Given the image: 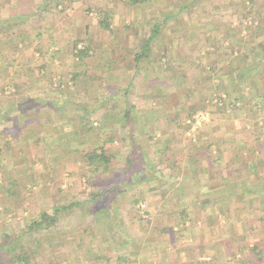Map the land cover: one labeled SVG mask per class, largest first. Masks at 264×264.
I'll use <instances>...</instances> for the list:
<instances>
[{
	"label": "rangeland",
	"instance_id": "1",
	"mask_svg": "<svg viewBox=\"0 0 264 264\" xmlns=\"http://www.w3.org/2000/svg\"><path fill=\"white\" fill-rule=\"evenodd\" d=\"M51 1L49 11L54 10L51 8L54 7L56 0ZM249 1L150 0L148 3L135 6L126 5L122 0H111L109 5L113 9L103 10L101 6L97 8L88 6L89 9L86 6H75L78 7L75 9L74 3L65 0L63 6L59 4L56 7L57 12L47 11L46 15L49 19L58 17L61 23L66 24L68 14L76 11L73 15L79 16L80 18L77 19H82V24L76 21L75 27L69 34L66 31L58 34L60 41L68 38V44H58L48 40L46 42V35L42 39L43 42L41 39H36V33L43 31L45 34V28L39 27V24L46 18L43 17L42 12L39 16L31 14L37 6L36 0L21 2L19 5L21 11L16 5L13 8H4L6 15L13 16L25 12L21 20H18L20 23L14 28L18 33H12L10 29L7 32L13 39H16L14 34L17 36L21 33L25 35L26 41L15 44L19 55L16 53L14 58L11 55L14 51L9 49L13 44L8 46L7 43L0 41L1 89L8 90L6 87L13 80L11 76L8 82V70L12 73L15 67L30 68L29 70L35 75L45 69L46 65L53 69L56 67L55 61L59 60L58 67L62 70L68 69L66 73L71 74L64 80L67 89L74 88V84L88 85V81L91 80L92 86L96 87L97 91L81 93V100H86L88 105L84 110L88 111L87 107L92 106H95V109L92 108L93 110L87 113V120L84 118L85 122L81 126L82 130L87 128L86 125H90L88 132L92 133L86 134L85 140H82L78 147L80 149L78 154L74 155L79 162H68L58 172V180L54 178L49 184L46 182L44 184V180L32 187L21 186V181L12 184L13 186L7 183L10 192L7 191L6 194L4 185L0 186L2 187L0 188V233L17 234L30 220L37 218L42 210L51 212V207L58 202L57 198L84 200L90 199L91 193H96L95 197L105 201L99 204L97 209L91 208V205L98 199L61 214L58 224L61 235L51 236L52 241L56 239L63 243L57 250L54 264H67V261L71 264H83L82 254L87 261L91 259L86 264H190L194 256L200 261L197 250L191 249L192 246L198 247L200 242L197 240L200 236L199 228L198 233L191 237V228L196 223L194 222L191 227V220L187 219L183 230L177 228L181 207L187 208L191 215L194 209H190L191 205L185 201L182 203L186 198H182L176 204L169 198L170 190H174L175 186L180 192L182 185H179L181 174L174 176L172 172L175 171V162L172 164L165 153L151 154L150 149H153L151 144L147 143L148 148L142 150L141 142L135 138V133L133 141L130 138L131 145L129 140L122 141L119 138L122 135L121 131L126 133L127 137L129 134L126 126L118 122V116L123 106H127L126 100L130 103L131 122L134 125L137 111L141 114L144 108L151 107L154 113H150L151 124L146 130H149L151 137L157 139L160 138L159 133L165 134L161 138L163 140L168 139L169 134L166 132L171 128L168 131L173 133V140L182 141L192 138L195 141L192 140L191 143H201L204 139V142H207L206 134L213 133L208 127L215 128L216 123L218 125L221 123L223 131L233 130L242 124L247 129V137L255 122L257 131L264 135V0H253L251 3ZM176 11L179 13L165 18L166 13ZM0 15L2 19H6L2 13ZM102 19L112 27L109 26L107 29L100 25L99 21ZM259 19H261L260 27L256 26ZM24 20H27L26 23ZM156 22L159 23L160 28L149 43L148 54L135 58V55L140 53L144 41L150 37L151 27ZM12 23L13 20L9 19L6 25L2 22L0 28L12 27ZM83 23L87 24L86 32L80 27ZM124 29L129 33L125 31L123 34ZM83 32L88 36L84 37ZM128 36L131 37L132 46L138 52H135L133 57L134 64L131 65L133 62L128 59L131 71L117 79L115 78L117 76L111 77L105 73L103 66L111 62L120 64L125 59L128 53L117 57L110 53L109 48L113 45L115 48H120ZM111 37L115 43H110L111 45L104 50L105 44L102 41L110 40ZM121 37L125 40H121ZM224 37L226 41H223V49L215 51L214 45L217 39L223 40L221 38ZM228 42H231L233 49H236L234 53H230L231 48L224 49ZM84 46L89 48V57L92 56L91 51L94 56L96 55L95 59L98 63L89 67L93 72L95 70V73L79 81L78 75L74 76V69L80 63L76 52ZM237 48L244 54H238ZM26 53L29 55L27 63L23 60L24 57L20 58ZM49 55L52 57L51 62L47 58ZM244 56L246 58H243ZM261 58L262 60L258 61ZM106 59H110L111 62L106 63ZM9 63L10 69L7 67ZM245 66L250 67V70L244 74L242 87L238 76L240 71L244 73L245 70L242 68ZM154 69L157 72L159 70V73H152ZM3 93L1 104L9 103L11 93L7 91ZM53 97H56V94L49 93V99L53 100ZM74 100L76 99H68V103ZM86 111L81 114L85 115ZM200 112H208L209 119L193 129L191 124V129L187 128L189 131H186L189 120L195 119ZM143 113L145 115V112ZM192 122L194 123V120H191ZM48 142L52 143L51 139ZM132 142L135 144V154L128 156ZM98 146H101L105 155L111 158V162L102 172L93 174L89 172L84 154L97 149ZM69 157L71 158V155ZM136 168L137 172H135ZM128 172H130L129 177H125ZM116 184L120 192L117 202L112 203L108 187ZM103 193L106 194V199ZM98 194H102L101 197ZM42 196L48 200L47 203L43 204L39 199ZM135 199H138V202H135ZM164 212L168 214L164 215ZM247 220L245 223L243 221L234 223L233 231L241 234L234 239L231 238L235 245L246 242L250 247L258 243V239L264 240V217L253 214ZM65 230L67 234L63 235ZM104 233L108 239L105 244L101 242ZM226 237L228 238L227 235L225 239ZM226 244L225 242L223 245L224 252L219 256V263L225 264L228 261L229 264H237L236 259L240 256L236 254L234 259L226 256L225 252L228 251ZM105 245L106 248L103 247ZM109 245H111L110 249ZM97 249L100 251V256ZM249 252L247 246L245 253ZM96 256L99 259L95 258ZM43 263L46 264V260ZM245 264L257 263L249 261Z\"/></svg>",
	"mask_w": 264,
	"mask_h": 264
},
{
	"label": "crops",
	"instance_id": "2",
	"mask_svg": "<svg viewBox=\"0 0 264 264\" xmlns=\"http://www.w3.org/2000/svg\"><path fill=\"white\" fill-rule=\"evenodd\" d=\"M69 1L74 3V7L86 6L89 9L90 7L88 6L94 8L101 6L103 10L113 9L109 5L111 4L109 2L111 0H101L100 2L98 0ZM21 2L22 0H0V13L7 19H2V15H0V24L2 22L5 23V21L7 22L9 19L14 20L13 23L17 22L16 18H11L12 15L5 14V9L13 8L16 5L17 9L19 7L21 11L19 6ZM75 3L78 4L75 5ZM36 4L41 6L43 17L46 16L45 20L39 24V27L45 28V34L42 31L41 36L36 37V39H41V42H43L42 39L46 35V42L48 40V42L68 44L69 39L65 38L63 41H60L58 34L65 31L69 34L73 27H75L76 21L82 24V19H77L80 17L73 15V12L76 11H72L70 15L68 14V22L63 24L59 21L58 17L54 19L47 18L46 13L49 10L47 5L51 4V0H36ZM77 8L75 7V9ZM26 21L24 20V23ZM109 26L110 28L112 27L111 24ZM80 27L86 32V23H83ZM125 31L127 34L129 33L127 29H124L122 33L125 34ZM4 33L8 37L3 35ZM87 36L84 34V37ZM14 37L17 38L16 35ZM130 38L128 36L120 48H115L113 44V47L109 48L110 53L117 57L123 56V53H128L120 64H118L119 62L113 64L110 59H106V63H111L105 64L104 60L105 65L103 66V70H105V73L111 75V77L117 76L115 78L118 79L131 71V68L128 66V59L133 62L131 65L134 64L133 57L138 50L132 46L133 42ZM121 40L124 41L125 38L123 37L122 39L121 37ZM0 41L4 44L7 43L8 46L13 44L9 48L14 51L12 53L10 52L12 58L18 54L17 45L15 44H22V40L16 41L7 32H0ZM24 41H26L25 37ZM83 41L87 42L89 40ZM102 42L105 44L104 50L108 45H111L110 43H115L112 37L110 40L105 39ZM95 43L103 45L101 42L96 41ZM126 44H128V47H126ZM91 54L92 56L90 55V57L88 56L83 60L79 59V66L74 69V76L78 75L79 81H83L86 77H90L91 73H95V70L93 72L89 67L96 65L98 60L95 59L96 55L94 56L92 51ZM1 55L2 52H0V59ZM28 56L26 53L22 54L20 58L23 59L22 57H24L23 60L26 62ZM65 57L66 55L64 54ZM47 58H49L50 62L52 61L50 55ZM135 58H137V55H135ZM73 62L75 61L73 60ZM58 63L59 60L55 61L56 65L54 66L56 67L53 69L46 65L45 69L40 70L41 72L35 75L29 70L30 68L15 67L12 73L10 72L11 70H8V82L11 76L13 80L7 85L8 87L6 88L8 90L0 88V186L2 184L4 185L5 194L9 191L8 188H10V186H7V183L15 185L16 182L21 181V186L32 187L33 185L37 186V184L44 180V184L45 182L49 184L54 178L58 180V172L68 162H79V159L76 160L74 155L78 154L77 152L80 150L78 147L81 141L85 140L86 134H90L91 132H82L81 126L85 122L84 118L87 120V113L95 107H87L89 110H84L85 106L88 105L86 104V100H81L80 97L82 96V92L97 91V88L93 87L91 80H89L88 85L72 83L74 84V88L67 89L64 80L68 79L66 76L70 77L71 74L66 73L69 71L68 69H60L57 65ZM85 64H88V66H85ZM10 66V63L9 65L7 64L8 68ZM151 72L159 73V70L157 72L154 69ZM61 86L62 88H60ZM6 91L11 93L9 96L10 102L1 104V99L4 96L3 92ZM49 93L56 94V97H53V100L49 99ZM67 98H74L76 100L68 103ZM83 111H86L85 115L81 114ZM143 112H145V115ZM142 113L140 114L137 111V115L134 116L135 125L133 124V127L136 135L135 138L140 140L142 150L148 148V144H151L153 146V149L149 147L151 154L165 153L170 158L169 160L172 164L175 162V171L172 172H174V176L181 174V177H179V180H181L179 185L182 184L180 185L181 193L178 192L175 186L174 190H170L171 186L169 185V198L171 201H174V204L179 203L182 198H186L182 203L185 201L191 205L189 207L190 209H194L192 215L188 213V217L191 220V227L194 222L196 223L191 228V237L195 233H198L199 228L200 236L197 240L200 242H197L198 247L192 246L191 249L192 251L197 250L200 261H197L194 256L190 264H220L219 256L224 252L223 245H225L226 241L225 236L227 235L234 239V237L241 235L233 231L234 223L238 224L240 221L245 223L248 221L249 216L253 214H260L264 217V135L257 131L255 122H253L252 129L247 133V137V129L242 124H239L233 130L223 131L220 126L221 123L219 125L216 123L217 127H208L211 128L210 131L213 133L210 134L207 132V142H204V139L201 143H191L194 140L192 138L182 139V141L173 140V133L169 132L171 128L168 129L169 131H165L169 134L168 139H161L165 134L162 135L160 133V138L157 139L151 137L149 130H146V127L151 124L150 113H154L153 109L151 107L144 108ZM169 120L172 122L171 118ZM191 120L186 125V129H191V124L193 126L192 129L195 128ZM245 125L247 126V124ZM188 129L186 131H189ZM242 129H244L243 132ZM121 133L122 135L119 138L122 141L129 140L130 142V136L128 135L129 137H127V134L123 131ZM50 139L52 143H47ZM151 139H153V142L149 141ZM129 145H131V142ZM70 155L71 158L69 157ZM39 199L42 200L43 204L48 202L43 196ZM57 199L58 202L54 200L53 202L62 204L68 203L70 200H65L64 197ZM77 200L84 201L87 199L81 200L77 198ZM184 208L181 207V209L188 212V209ZM167 214L164 212V215ZM3 233L7 232H1L0 236ZM102 237L101 242L107 243L108 239L105 233ZM257 242L264 250V240L258 239ZM105 246L107 247V245ZM105 246L103 247L106 248ZM110 246L109 249L111 248Z\"/></svg>",
	"mask_w": 264,
	"mask_h": 264
},
{
	"label": "trees",
	"instance_id": "3",
	"mask_svg": "<svg viewBox=\"0 0 264 264\" xmlns=\"http://www.w3.org/2000/svg\"><path fill=\"white\" fill-rule=\"evenodd\" d=\"M150 0H124V3H126L127 5H138V4H142V3H148ZM23 2V1H22ZM52 2V1H51ZM250 3L253 2V0L249 1ZM54 7H52L51 9H54L56 11H49L50 13H54L57 12L56 7L60 4L61 6H63L64 1L63 0H56ZM37 5V4H36ZM50 9L51 5L48 4L47 5ZM47 7V8H48ZM63 10V9H60ZM40 12H42L41 6L37 5L33 11L31 12V14H36L37 16H39ZM179 11H176L175 13H166L164 16L165 18H169L171 14H178ZM251 12V11H249ZM25 15V12H21L18 13L14 16H12L11 18H16L15 23H12V27L6 28V26H4L2 29L0 28V32H7L9 29L10 31L13 32H17L18 31H14V28L17 27V24H19L20 22L18 20H21L22 16ZM28 16H30V14H26ZM104 19L99 21V24L104 26L105 28L108 29V24L105 21H103ZM260 21L261 19H259V23L256 26H261L260 25ZM14 22V20H13ZM6 21H5V25H6ZM259 27H256L257 29H259ZM160 28L159 23H154L151 27L150 30V37L147 38L144 41V45H142V48L140 50V53L136 54L137 57H141L144 56L146 54H148V51L150 49V42L153 39L154 36H156V34L158 33V30ZM13 29V30H12ZM8 33V32H7ZM10 34V33H8ZM21 34V33H19ZM17 35L16 37V41L18 40H24V35ZM42 33H37L36 37L41 36ZM6 35L7 34H3ZM11 35V34H10ZM15 35V34H14ZM24 36V37H23ZM21 39H20V38ZM223 40L217 39L216 44L214 45V50L215 51H219L221 49H223V41H226V37L221 38ZM83 41V40H82ZM78 42V41H77ZM233 44L231 42H228L226 47H224V49H228L231 48L230 53H234L236 49H233ZM254 46V45H253ZM256 48V46H254ZM238 54L243 55L244 53L241 51V49L237 48ZM88 52H89V48L87 46H84L83 48H80L77 50L76 52V56L78 57V59L83 60L86 57H88ZM230 53H225V54H230ZM243 58H246L245 56ZM261 59H258V61H261ZM247 67V66H245ZM245 67H243L242 69L245 70L244 73H239L238 78L239 82H241V85L243 87L244 84V74L246 71L250 70V67H247L245 69ZM252 69V68H251ZM127 106H123L121 112L119 113V119L118 122H121L124 126H126L127 130H128V134L131 138V140L133 141V136H134V128H133V124L131 122V115H130V111H131V107L130 103H128V100H126ZM95 109V108H94ZM116 122V121H115ZM86 125V124H85ZM87 128H82V132H87L88 129H90V125H86ZM131 151L129 152L128 156H131L132 154H135V144L132 142V147H131ZM163 154V153H162ZM84 158H85V163L88 166L89 172H92L93 174H99L100 172H102L103 169H106V165L111 162V158L107 155H105L104 150L101 148V146H98L97 149H92L90 151H87L84 154ZM134 171V169H133ZM135 172H137V168L135 170ZM129 173H127V176L125 177H129ZM126 175V174H125ZM118 186L116 185H111L110 187H108L109 193H111V202H117L118 199V192H120V190L117 189ZM112 191L114 193H112ZM107 192V191H106ZM122 192V191H121ZM104 194V193H103ZM102 194H98V196ZM105 195V199H106V194ZM96 193H91L90 194V199L84 200V201H79V200H70L68 203H62V204H56L53 207H51V212H48L46 210H42L38 217L35 219L30 220L25 227L18 232L17 234H8V233H3L0 236V264H45L43 263L44 260H46V264H54L53 261H56L57 258V250L60 249L59 246L61 243L60 241L55 240H51V236L54 234V236L57 237V235H61V231H59L60 227L58 226V224L60 223L59 218L61 216V214L69 209H74L77 207H80L81 205H86L87 203H90L91 200H96L98 199V197H95ZM108 200V199H107ZM135 202H138V199H135ZM105 203L104 200H96V202L91 205V208H95L97 209L99 204ZM179 216H180V221L177 223L178 225V229L181 231L184 229V224L185 221L187 219L190 220V218L188 217V212L184 211L183 209L180 210L179 212ZM67 231H63V235L66 233ZM59 233V234H58ZM67 234V233H66ZM227 250L225 252V255L228 256L230 259L235 257L236 254H238V256H240V258L238 257L236 259L237 264H245L246 262L248 263L255 261L257 264L259 263H264V250L261 246L258 245V243H254L252 244V246L249 247V245L245 242V243H241V245H235L233 243V240L231 239V237L226 238L225 241ZM105 244V243H104ZM58 245V246H57ZM79 246V244L77 245ZM248 246V250L250 251L249 253H245V250ZM106 247V246H105ZM98 251V256L99 255V249H97ZM239 250V251H238ZM60 254V253H59ZM229 254V255H228ZM105 255V254H104ZM96 256L95 258L99 257ZM106 256V255H105ZM104 256V258H106ZM225 256V257H226ZM81 260L84 262L83 264H86L87 259H85V256L82 254L81 255ZM97 259V260H98ZM103 259V258H101ZM253 260V261H252ZM66 261V259H65ZM67 264H71L70 261H67ZM211 264V263H209ZM225 264H229V262L227 261ZM236 264V263H235Z\"/></svg>",
	"mask_w": 264,
	"mask_h": 264
},
{
	"label": "built area",
	"instance_id": "4",
	"mask_svg": "<svg viewBox=\"0 0 264 264\" xmlns=\"http://www.w3.org/2000/svg\"><path fill=\"white\" fill-rule=\"evenodd\" d=\"M209 119V113L208 112H200L194 119V127H197L201 125L205 120Z\"/></svg>",
	"mask_w": 264,
	"mask_h": 264
}]
</instances>
